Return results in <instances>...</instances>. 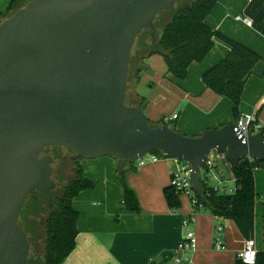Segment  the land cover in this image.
I'll return each instance as SVG.
<instances>
[{"label":"water","instance_id":"1","mask_svg":"<svg viewBox=\"0 0 264 264\" xmlns=\"http://www.w3.org/2000/svg\"><path fill=\"white\" fill-rule=\"evenodd\" d=\"M178 0H31L0 23V264H28L31 245L19 226L29 197L54 191L47 147L82 160L137 162L160 152L190 165L204 200L201 170L212 152L232 166L264 163L262 133L235 124L186 136L154 126L127 104L138 37L156 34V19Z\"/></svg>","mask_w":264,"mask_h":264},{"label":"crops","instance_id":"2","mask_svg":"<svg viewBox=\"0 0 264 264\" xmlns=\"http://www.w3.org/2000/svg\"><path fill=\"white\" fill-rule=\"evenodd\" d=\"M250 1L217 0L206 23L213 31L260 56L246 84L239 114L241 117L255 113L264 126V35L252 25L238 20L246 17L244 13ZM10 3L11 0H0V23ZM230 51L229 45L217 40L204 62L192 64L185 81H177L168 75L167 64L161 55L146 58L138 86L150 84L154 92L142 96L136 86L127 100L130 99L131 105L139 106L145 98L141 109L152 124L178 115L174 123L176 129L190 137L235 124L232 101L207 89L202 81L204 73L224 60ZM179 164L177 160L163 157L157 163L148 162L140 168L136 162L132 164L113 157L81 160L84 177L94 184V188L82 191L72 200V207L79 213L78 235L75 249L63 264H171L174 248L188 233L194 234L197 240L196 251L190 253L193 264H235L248 239L233 220L218 221L210 210L203 208L195 213L187 230L183 221L192 215L189 198L180 197L178 210L169 208L164 190L171 186ZM123 172L127 186L137 197L138 213L123 208ZM254 176L258 200L253 239L258 251H264V168L257 169ZM225 186L228 190L234 187L230 183ZM218 222L223 227V250L214 246Z\"/></svg>","mask_w":264,"mask_h":264},{"label":"trees","instance_id":"3","mask_svg":"<svg viewBox=\"0 0 264 264\" xmlns=\"http://www.w3.org/2000/svg\"><path fill=\"white\" fill-rule=\"evenodd\" d=\"M31 0H11V3L2 20L13 15L18 9ZM217 0H178L176 6L168 12H164L156 19V34L152 37V31H144L137 39L132 53L128 87L131 83L138 86L141 82V74L144 70L146 58L161 55L167 64L168 75L177 81L188 79L190 67L194 63H202L210 55L220 40L230 46L231 51L220 63L204 73L202 81L207 89L229 99L233 104L235 118H240L239 108L246 84L254 73L260 56L249 48L237 43L219 32L213 31L206 23L209 14L214 10ZM245 16L252 20V26L264 35V0H251ZM140 48V49H139ZM134 51V50H133ZM137 53L140 55L137 56ZM140 63L134 64V59ZM129 94V90H128ZM146 102L141 99L139 107ZM127 104L131 105L128 100ZM132 106V105H131ZM151 123V122H150ZM173 126H171L172 124ZM175 121L165 123L162 119L154 126L166 124L176 129ZM264 134V127L262 129ZM71 151V150H70ZM73 153V152H72ZM165 158L160 152H153ZM72 160L74 166L73 178L63 187L61 196H56L52 201L49 214L44 219V254L29 256L28 264H63L76 246L78 235L79 213L71 203L82 191L92 190L94 184L84 177L81 166V158L74 154ZM125 161V160H120ZM129 162V161H125ZM135 164V162H129ZM264 168V163L242 160L237 166L220 164L214 166L217 174L223 181H233L234 193L216 192L206 179H202V192L205 201H200L203 208L211 211L217 219L233 220L237 228L246 239H252L255 232L256 192L254 173L257 169ZM208 170V169H207ZM125 173L121 174L123 192V208L129 212H140L139 203L134 192L127 186ZM55 194V192H53ZM164 196L170 209L178 210L181 207V195L170 186L164 190ZM41 197V196H40ZM41 200V198L39 199ZM42 202L33 204L29 201L25 207L29 210L30 205L37 207L36 218L44 210ZM34 229V227H32ZM31 228V229H32ZM29 227H24L29 236L30 245L37 242L38 233L29 232ZM235 264H244L237 260ZM256 264H264V251H258Z\"/></svg>","mask_w":264,"mask_h":264},{"label":"built area","instance_id":"4","mask_svg":"<svg viewBox=\"0 0 264 264\" xmlns=\"http://www.w3.org/2000/svg\"><path fill=\"white\" fill-rule=\"evenodd\" d=\"M238 20H243L248 25H252V20L248 17L241 18ZM178 115H174L171 118L165 119V123L172 122L177 120ZM237 126L236 131L249 135L250 131L253 129V133H262L263 125H261L258 121L257 115L255 113L246 114L241 116L237 122L235 123ZM161 156L150 153L144 156L142 159L137 161V167H143L148 162L157 163L160 160ZM249 161H256L253 158L249 157ZM219 163H225L226 165H231L228 161V157L226 154H219L216 152H212L207 159L204 169L201 170L200 173H204L201 179H206V181L213 186L214 190L219 193H234L235 188L232 190L226 189V182L221 179V177L217 174L216 170H214V166ZM208 169V170H207ZM212 179L214 182H211ZM233 183V181H230ZM171 186L174 187L180 195H185L189 198L191 207H192V215L190 218L183 221V226L185 229L189 230V226L194 221L195 213L199 210L203 209V204L200 201V198L196 195L193 190L192 183L190 181V165L185 162H180L179 169L176 173L173 174L171 180ZM234 186V183H233ZM217 219V218H216ZM220 219H218L219 221ZM223 233V227L218 222V226L216 227L215 236H214V246L218 250L224 249V243L221 238ZM197 240L192 233H188L186 237L179 242L174 248V256L171 264H193L190 253L196 251ZM258 255V249L256 245L255 239H248L245 243L243 250L238 254V259L241 260L244 264H256Z\"/></svg>","mask_w":264,"mask_h":264},{"label":"rangeland","instance_id":"5","mask_svg":"<svg viewBox=\"0 0 264 264\" xmlns=\"http://www.w3.org/2000/svg\"><path fill=\"white\" fill-rule=\"evenodd\" d=\"M136 48H137V46H136ZM135 49L133 51V55H136V50ZM138 55L139 54L137 53V56ZM134 60L135 61H134L133 65L136 66L138 61H136V59H134ZM150 86H151L150 84H147V85H144V86L142 85V87L137 86V89L139 88V92L142 94V96L143 95L144 96H149L151 94V92H154V91H151ZM135 89H136L135 83H131L129 85V87H128V90H129L130 94H132ZM167 97H169V96H167ZM128 102H130V99H128ZM171 126H173V124ZM58 152H61V153L67 154V155L69 154V152H67L66 150H61V151L58 150ZM53 166H54L55 172L53 173L52 177H54L55 173L58 174V170H56V168L58 167V164L55 163ZM73 168H74L73 164L69 161L67 163L66 167L63 170L64 174H65V179L63 181H60V180L56 179L57 187L54 190L55 191L54 195H53V193H42L41 194V197H40L41 200H39V201H41L43 203L42 207L44 208V210H42L40 212V216L39 217H37V218L35 217L34 218V223H33L34 229L33 228L29 229V232L31 234L33 232H37L38 233L37 242L33 241V244L31 245V250H30V255L29 256L34 255V254H37L38 256H43V254H44V246H43L44 239H45L44 219L49 214V210H48L49 208L47 207V200H48V198H51V197H53L55 195L56 196H61L63 187L73 178V173H72ZM201 174H202V176L204 175L203 172ZM53 180H54V178H53ZM211 182H214V180L212 179ZM227 183H230V184L233 185L232 182H226V184ZM181 197H185L186 198L185 195H181Z\"/></svg>","mask_w":264,"mask_h":264},{"label":"flooded vegetation","instance_id":"6","mask_svg":"<svg viewBox=\"0 0 264 264\" xmlns=\"http://www.w3.org/2000/svg\"><path fill=\"white\" fill-rule=\"evenodd\" d=\"M58 150L59 151L66 150L67 152H69V154L67 155V154L58 152ZM42 156H51L54 160V164L55 163L58 164V167L56 168V170H58V174L55 173V175L53 177L56 184H57L56 179H58L60 181H63L65 179V174H64L63 170L66 167L67 163L69 161L72 163L73 158H75L74 153H72V151L65 149V148H62V147H59V146L45 148L44 151L42 152ZM54 172H55V169H54ZM53 192H55V191H42V192H40V194L36 198L35 197H29L27 199L26 204L22 210V213H21L20 219H19V226L22 229H24L25 226L29 227L30 229L33 227L34 218L36 217V213H37V209H35L37 207V205L36 206H34V205L39 203V199H40L41 194L42 193H53ZM53 195H54V193H53ZM31 200L33 201L34 205H30L29 210L28 211L26 210V213L24 214V211H25L24 209H25L27 203ZM54 200H56V196L48 198V200H47V207L48 208H50V205H51L52 201H54ZM42 206H43V204H42ZM29 236L30 235L28 234V237Z\"/></svg>","mask_w":264,"mask_h":264}]
</instances>
